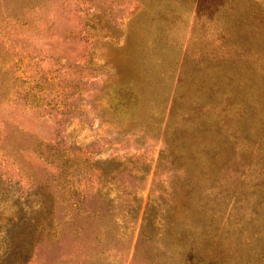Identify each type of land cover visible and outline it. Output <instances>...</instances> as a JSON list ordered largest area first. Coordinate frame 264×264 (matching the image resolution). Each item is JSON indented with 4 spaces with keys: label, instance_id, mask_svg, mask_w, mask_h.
Segmentation results:
<instances>
[{
    "label": "rangeland",
    "instance_id": "rangeland-1",
    "mask_svg": "<svg viewBox=\"0 0 264 264\" xmlns=\"http://www.w3.org/2000/svg\"><path fill=\"white\" fill-rule=\"evenodd\" d=\"M13 222L26 264H264V0H0Z\"/></svg>",
    "mask_w": 264,
    "mask_h": 264
},
{
    "label": "trees",
    "instance_id": "trees-1",
    "mask_svg": "<svg viewBox=\"0 0 264 264\" xmlns=\"http://www.w3.org/2000/svg\"><path fill=\"white\" fill-rule=\"evenodd\" d=\"M28 206L32 207L33 203L31 201L28 202ZM15 225V222H13L10 226L1 230L4 234L0 236V247H2L3 253L7 256L2 261H7L6 264H12V262H14L13 264H26L34 247L35 238L33 234L35 228L28 223L26 226L16 230ZM191 262V264H200L197 260Z\"/></svg>",
    "mask_w": 264,
    "mask_h": 264
}]
</instances>
